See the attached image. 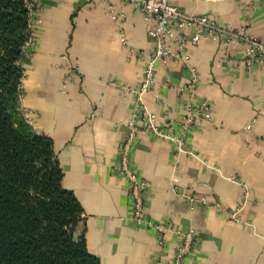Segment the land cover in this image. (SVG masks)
Returning a JSON list of instances; mask_svg holds the SVG:
<instances>
[{
    "label": "crops",
    "instance_id": "0c3cea01",
    "mask_svg": "<svg viewBox=\"0 0 264 264\" xmlns=\"http://www.w3.org/2000/svg\"><path fill=\"white\" fill-rule=\"evenodd\" d=\"M33 39L25 50L20 113L54 144L62 186L83 212L77 233L101 264H172L177 232L194 231L183 264H264V64L230 70L237 46L188 44V65L157 64L154 94H145L157 123L177 127L196 70L197 99L211 118L187 134L184 151L149 133L137 136L130 167L147 182L142 218H132L127 180L116 170L132 117L134 94L154 51L152 24L120 0H33ZM189 15H208L264 39V0H170ZM123 14L120 24L109 16ZM124 37L123 42L121 38ZM205 198L193 210L180 194ZM235 213V217L232 214ZM156 225L165 229L158 243Z\"/></svg>",
    "mask_w": 264,
    "mask_h": 264
},
{
    "label": "trees",
    "instance_id": "16d2710c",
    "mask_svg": "<svg viewBox=\"0 0 264 264\" xmlns=\"http://www.w3.org/2000/svg\"><path fill=\"white\" fill-rule=\"evenodd\" d=\"M33 0H0V264H101L77 233L83 209L62 186L53 141L20 113Z\"/></svg>",
    "mask_w": 264,
    "mask_h": 264
},
{
    "label": "built area",
    "instance_id": "2783aa9c",
    "mask_svg": "<svg viewBox=\"0 0 264 264\" xmlns=\"http://www.w3.org/2000/svg\"><path fill=\"white\" fill-rule=\"evenodd\" d=\"M109 1V0H106ZM142 12L144 19L152 26L148 30L149 37L153 40L154 51L146 60L142 71V80L138 87L131 89L124 85L118 88L125 93L134 94L132 117L126 124V134L119 145V155L116 170L127 182V190L132 201L131 214L136 223L149 225L142 218L143 200L148 188L146 181L139 179L130 167L129 151L133 147L137 136L141 133H149L153 137L169 142L176 152L184 151V141L193 127L211 118L210 105L205 99H197L196 85L198 75L194 68L189 67V79L180 87L179 93H185L188 97L183 103L182 118L177 127H161L156 116L151 113L144 104L145 94H154L156 84L155 69L157 64L166 65L169 59H174L188 65V56L185 52L188 44L196 46L203 40L218 42L226 51L237 46L240 58L227 57L230 70L242 65L245 69H251L264 64V39L251 36L245 27H235L232 23H221L208 15H189L182 12L170 0H120ZM34 3V2H33ZM35 7V5H34ZM35 10V9H34ZM34 10L31 11V28ZM110 18L117 24L123 20V14L114 10L109 11ZM124 42V37L121 38ZM32 40L27 44L30 45ZM26 46V47H27ZM25 47V50H26ZM180 196L187 200L194 208L196 202L204 203L203 196L182 193ZM235 217V213L232 214ZM158 243H163L162 225H156ZM180 243L176 248L172 264H183L184 257L189 254L195 237L194 231L177 232ZM155 264H161L157 262Z\"/></svg>",
    "mask_w": 264,
    "mask_h": 264
}]
</instances>
